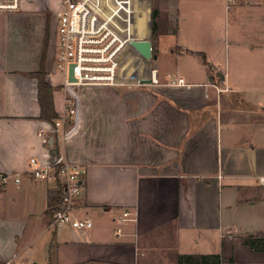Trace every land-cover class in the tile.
<instances>
[{
    "label": "crops",
    "instance_id": "0c3cea01",
    "mask_svg": "<svg viewBox=\"0 0 264 264\" xmlns=\"http://www.w3.org/2000/svg\"><path fill=\"white\" fill-rule=\"evenodd\" d=\"M88 2L124 42L119 84L64 85L61 0L0 12V173L11 175L0 186V264H177L200 254L264 264L243 241L264 232V0ZM137 39L151 41L150 59L130 45ZM46 40L59 138L56 119L40 118ZM61 155L87 166L75 206L93 221L84 231L49 225L55 186L29 172L30 157ZM125 210L133 219L120 222Z\"/></svg>",
    "mask_w": 264,
    "mask_h": 264
},
{
    "label": "built area",
    "instance_id": "2783aa9c",
    "mask_svg": "<svg viewBox=\"0 0 264 264\" xmlns=\"http://www.w3.org/2000/svg\"><path fill=\"white\" fill-rule=\"evenodd\" d=\"M239 0H226L227 8L233 7ZM22 0H0V12H15L21 9ZM124 42L110 23L94 8L88 0H61L57 26V63L64 74V85H103L119 84L117 71L119 53ZM73 66L74 82L68 80L69 66ZM182 78L173 80L172 84H183ZM65 111L75 115L76 104L71 98L65 101ZM64 115L57 118L51 128L54 136L65 134ZM29 172L33 178L53 183L56 189L54 203L50 207V223L58 229L69 225L74 230L84 231L93 226L92 219L76 214V200L81 194L87 166L82 163L70 162L59 156L53 163H43L36 157L29 159ZM11 177L0 173V186ZM18 182L19 177L14 178ZM264 186V174L258 177ZM131 217L125 210L119 216L120 222ZM120 232L118 227L116 230Z\"/></svg>",
    "mask_w": 264,
    "mask_h": 264
},
{
    "label": "trees",
    "instance_id": "16d2710c",
    "mask_svg": "<svg viewBox=\"0 0 264 264\" xmlns=\"http://www.w3.org/2000/svg\"><path fill=\"white\" fill-rule=\"evenodd\" d=\"M154 12L152 17L154 19ZM154 27V21L152 23ZM47 40L45 41V50L43 58L40 64V68L36 71L35 76L38 82V100L40 104V118L49 122H53L58 118L57 113L54 110L53 98H52V87L45 81V51H46ZM55 197H51L49 200V207L54 203ZM51 212V209L50 211ZM245 244H248L254 250L264 251V232H259L256 235H248L243 239ZM232 260V259H231ZM177 264H223L221 256L217 254L210 255H179Z\"/></svg>",
    "mask_w": 264,
    "mask_h": 264
},
{
    "label": "water",
    "instance_id": "95a60500",
    "mask_svg": "<svg viewBox=\"0 0 264 264\" xmlns=\"http://www.w3.org/2000/svg\"><path fill=\"white\" fill-rule=\"evenodd\" d=\"M130 45L137 51L142 57L146 59L151 58V41L147 39H137V40H131ZM68 80L71 82L75 81V78L73 76V66H69L68 70ZM53 137L51 136L49 139V143L51 144Z\"/></svg>",
    "mask_w": 264,
    "mask_h": 264
},
{
    "label": "rangeland",
    "instance_id": "374dc122",
    "mask_svg": "<svg viewBox=\"0 0 264 264\" xmlns=\"http://www.w3.org/2000/svg\"><path fill=\"white\" fill-rule=\"evenodd\" d=\"M9 13V12H8ZM55 60L57 59V52H56V50H55ZM39 258H40V260H42V261H44L43 259H42V257H38V259H36V261L39 263V264H41V262H39Z\"/></svg>",
    "mask_w": 264,
    "mask_h": 264
}]
</instances>
